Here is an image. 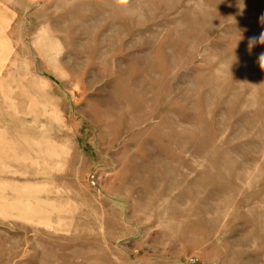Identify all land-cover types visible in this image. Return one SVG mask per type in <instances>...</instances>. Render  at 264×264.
<instances>
[{
  "label": "rangeland",
  "instance_id": "1",
  "mask_svg": "<svg viewBox=\"0 0 264 264\" xmlns=\"http://www.w3.org/2000/svg\"><path fill=\"white\" fill-rule=\"evenodd\" d=\"M262 16L0 0V264H264Z\"/></svg>",
  "mask_w": 264,
  "mask_h": 264
},
{
  "label": "clouds",
  "instance_id": "2",
  "mask_svg": "<svg viewBox=\"0 0 264 264\" xmlns=\"http://www.w3.org/2000/svg\"><path fill=\"white\" fill-rule=\"evenodd\" d=\"M121 2L123 3L124 0H121ZM261 23H264V16L261 17ZM257 44L264 45V32H261L258 37L253 36L249 38V41H248L249 50H251ZM258 63L260 67L264 69V52L260 53L258 57Z\"/></svg>",
  "mask_w": 264,
  "mask_h": 264
},
{
  "label": "bare ground",
  "instance_id": "3",
  "mask_svg": "<svg viewBox=\"0 0 264 264\" xmlns=\"http://www.w3.org/2000/svg\"><path fill=\"white\" fill-rule=\"evenodd\" d=\"M3 156V155H2Z\"/></svg>",
  "mask_w": 264,
  "mask_h": 264
}]
</instances>
